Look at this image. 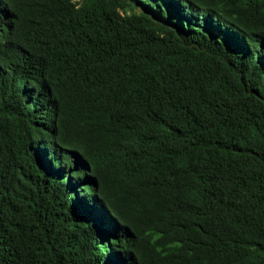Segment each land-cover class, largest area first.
<instances>
[{"label":"trees","instance_id":"1","mask_svg":"<svg viewBox=\"0 0 264 264\" xmlns=\"http://www.w3.org/2000/svg\"><path fill=\"white\" fill-rule=\"evenodd\" d=\"M0 264H264V0H0Z\"/></svg>","mask_w":264,"mask_h":264}]
</instances>
